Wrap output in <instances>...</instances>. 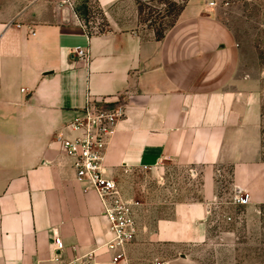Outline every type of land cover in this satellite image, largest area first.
Returning a JSON list of instances; mask_svg holds the SVG:
<instances>
[{"label": "crops", "instance_id": "crops-1", "mask_svg": "<svg viewBox=\"0 0 264 264\" xmlns=\"http://www.w3.org/2000/svg\"><path fill=\"white\" fill-rule=\"evenodd\" d=\"M153 1L95 0L111 29L91 35L52 0L0 9V264H203L189 252L208 239L225 167L231 197L246 191V209L264 206L262 101L248 83H234L235 33L215 5L207 10L210 0H189L162 40L144 42L137 6ZM76 48L88 49V63ZM87 95L126 107L104 160L120 186L128 174L173 166L199 179L197 196L178 200L170 215L143 225L139 214L136 239L116 263L102 204L76 180L58 141L79 135L69 124Z\"/></svg>", "mask_w": 264, "mask_h": 264}, {"label": "rangeland", "instance_id": "rangeland-1", "mask_svg": "<svg viewBox=\"0 0 264 264\" xmlns=\"http://www.w3.org/2000/svg\"><path fill=\"white\" fill-rule=\"evenodd\" d=\"M37 1L0 0V9L5 10L12 3L20 11ZM52 1L58 5V0ZM188 1L155 0L139 4L136 18L144 42L156 44L162 40L184 12ZM73 2L79 6L81 0ZM210 3L215 4L213 15L224 21L237 37L241 64L234 83H248V87L261 97L264 134V5L249 4L248 0H210ZM112 16L121 28L126 27L125 14L117 11L112 12ZM109 18L92 2L82 19L87 29L97 34L110 31ZM230 172V168L225 167L217 178L218 199L209 216L207 241L189 253L203 264H264V206L248 210L229 204L232 195ZM122 184L125 191L143 203V212L139 216L143 225H151L156 219L170 215L178 200L195 198L199 189L197 177H193L188 169L175 166L159 174L148 170L128 174Z\"/></svg>", "mask_w": 264, "mask_h": 264}, {"label": "built area", "instance_id": "built-area-1", "mask_svg": "<svg viewBox=\"0 0 264 264\" xmlns=\"http://www.w3.org/2000/svg\"><path fill=\"white\" fill-rule=\"evenodd\" d=\"M58 5L70 9L78 17L73 0H60ZM207 10L211 12V8ZM73 53L85 63L90 60L86 48H76ZM85 98L82 116L69 124L79 135L74 140L58 141L61 151L73 160L76 180L86 185L85 190L94 191L102 204L103 215L109 222L112 235L107 246L116 252L113 258L116 263L126 260V247L136 239L138 216L143 208V203L135 195L129 196L123 192L117 179L107 174L104 165L106 149L116 133L117 125L126 117V107L122 99L118 98H104L97 102L90 95ZM229 200V204L234 207H245L250 202V195L246 191L234 193ZM53 247L54 251L63 250L64 244L60 237H55ZM90 260H93V255L83 259V263Z\"/></svg>", "mask_w": 264, "mask_h": 264}, {"label": "trees", "instance_id": "trees-1", "mask_svg": "<svg viewBox=\"0 0 264 264\" xmlns=\"http://www.w3.org/2000/svg\"><path fill=\"white\" fill-rule=\"evenodd\" d=\"M92 2H94L95 4H96V2H95V0H81V3H80V5L78 6V5H75V11H76V13H77V15H78V19H80V21L82 22V24H83V26L85 27V30H86V32L88 33V34H93L92 32H90L88 29H87V26H86V24L83 22L84 21V19H82L83 17H85L86 15H87V13H88V9H89V7H90V3H92ZM141 4H145V3H141ZM97 5V4H96ZM98 6V5H97ZM172 26V25H171ZM97 34H99V33H97Z\"/></svg>", "mask_w": 264, "mask_h": 264}, {"label": "bare ground", "instance_id": "bare-ground-1", "mask_svg": "<svg viewBox=\"0 0 264 264\" xmlns=\"http://www.w3.org/2000/svg\"><path fill=\"white\" fill-rule=\"evenodd\" d=\"M213 5H212V3H211V6H209L208 8H211Z\"/></svg>", "mask_w": 264, "mask_h": 264}]
</instances>
